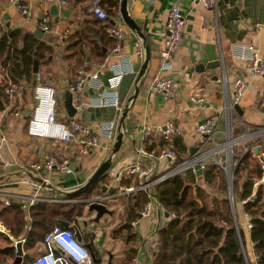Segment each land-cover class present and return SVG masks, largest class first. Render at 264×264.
I'll return each mask as SVG.
<instances>
[{
	"label": "crops",
	"instance_id": "crops-1",
	"mask_svg": "<svg viewBox=\"0 0 264 264\" xmlns=\"http://www.w3.org/2000/svg\"><path fill=\"white\" fill-rule=\"evenodd\" d=\"M65 1L67 5L61 6L47 0H0V35L3 31L18 29L22 34H34L52 47V53L44 62L38 64V71L32 81L21 80L19 84H13L15 92L12 98H8L3 103L4 105L0 106V136L4 138L0 146V191L27 195L31 191L20 183V178L24 176L29 163L41 161L44 156L68 157L73 168L72 173L57 170L32 173L52 186V189L42 187L41 196L58 200L40 202L84 204L81 215L69 221L62 217L57 219L68 221L67 229L75 232L76 227L81 235L80 241L84 245L89 243L93 246L97 255L96 264H129L132 260L137 261L138 264H151L157 241L156 227L166 219L168 212L157 199L153 201L151 215L142 217L140 211L149 199L148 194L146 193L144 201L142 190L125 192V188L138 185L139 178L137 175H123L116 180V174L127 166L139 162L142 167L150 170L148 178L151 179L165 172L169 166V158L163 155V149H173L176 160H178V153L182 154L183 159L191 154L190 149L193 147H197L198 150L203 137L196 131L197 124L222 107L231 94L232 80L237 76L244 78L248 84L244 94V103L238 104L239 109H234L232 115L236 123L235 132L240 134L248 130L254 134L251 137L252 140L243 145L248 148L249 154L245 165L241 166L240 179L238 180L234 175L230 189L233 202L234 181L237 182V189L240 190L244 178L252 179L255 183L252 195L256 192L257 186L264 184V181L256 175L259 160L264 159V138L257 132V129L264 126V106L258 102V96L264 88V76L254 75L248 58L241 57L236 53L238 48H235L236 45L253 44L259 54H264V0H216L213 8H206L201 3H194L192 0H127L128 14L138 25L143 37L123 20L120 0H118L114 15H109L104 20L99 18L101 22L93 23L94 25L89 21L93 18L87 10L90 0L76 6ZM174 3L180 7L186 24L180 43L171 59V69L162 71V74L173 78L177 92L175 98L166 100L160 94L150 91L149 77L152 73L160 71L162 33L165 31L168 10ZM18 4L28 5L30 14L28 16L22 14L17 7ZM52 5L56 6V14L50 11ZM45 10L50 14L52 29L50 32H43L40 28L41 14ZM64 10L68 11L66 15L63 14ZM118 11L121 15L117 17ZM93 17L96 16L93 15ZM106 22L111 25H120L123 29L118 54L110 51L112 44L116 42V39L112 37L106 40V45L102 47V51L106 53L103 57L92 52L87 58L80 56L79 61L78 53L74 54L72 51L71 55V51L66 50L72 33L81 31L83 28L86 34L96 39L95 29H98L100 34V28ZM37 30L41 31L40 36L36 34ZM65 32L68 34L63 44L62 40L65 37L62 35ZM138 40H141L144 49L145 46L148 47L150 57L142 77L139 81L134 78L126 90L123 108L128 104V110L124 118V126L120 124L118 130L124 133L118 151L112 154L116 136L113 140L101 137L98 145L92 147L89 153L79 155L75 146L71 148L67 143L27 133L26 115L33 110L36 104L34 86L37 83L47 81L55 88L58 118L65 121L68 118L64 106L67 87L75 80L81 59L89 61L91 65L89 70L96 67L93 64H101L104 60L105 64L98 68V75L103 81L109 75L108 66L118 60L129 64L132 73L137 75L143 63L133 55L134 42ZM82 41L86 42L87 38L83 37ZM21 43L17 41L16 45L20 46ZM87 51L85 47V52ZM105 57H108L106 61ZM215 60L221 63L216 64L213 62ZM206 64L212 65L206 68L203 66ZM196 66L199 69H196ZM0 68H2L1 62ZM224 76L228 82L227 86L220 83ZM83 91L85 96L92 93L89 87H85ZM132 96L134 98L129 101L128 98ZM191 96L201 97L202 101L194 102L190 99ZM17 109L21 113L19 117L11 114V111ZM169 120L181 128L180 136L171 141L157 134L149 138L144 137L143 128L146 125H163ZM223 122L222 119L219 124L220 128L223 127ZM215 139L217 142L221 141L222 135L217 132ZM161 140L166 141L162 146L160 145ZM255 147H257L256 152H254ZM140 148L145 149L148 155L140 153ZM237 150L241 152V147ZM110 156L112 157L110 167L93 187L84 193L65 195V192L73 191L84 185L99 165ZM222 171L225 176L226 189H229L225 172ZM188 174L199 177L195 171L188 172L182 177H187ZM201 183L205 189L213 188V191L206 189L209 193L220 197L219 189L208 186L204 181ZM111 187L113 189L110 191ZM92 197H97L109 211L104 213L97 222L94 221L96 211L89 210V202L85 201ZM235 200L236 205L233 203V208L229 203L231 214L235 226L241 230L246 229V235L250 240L252 260L249 261L247 258L244 238L243 242L240 240L242 252L247 264H258L253 242L250 239V228H248V224L251 223L250 217L243 210L245 202L243 203V199H239L237 195ZM12 204L19 205L18 203ZM0 206H3L1 199ZM29 209H22L28 221L27 229L30 224ZM56 222L61 227L58 220ZM0 233L10 235L7 229ZM241 233L243 235V231ZM23 242L21 241V245ZM4 245L6 244L0 240V246ZM42 248V242L39 240L28 253L34 257L41 252Z\"/></svg>",
	"mask_w": 264,
	"mask_h": 264
},
{
	"label": "built area",
	"instance_id": "built-area-1",
	"mask_svg": "<svg viewBox=\"0 0 264 264\" xmlns=\"http://www.w3.org/2000/svg\"><path fill=\"white\" fill-rule=\"evenodd\" d=\"M49 2L58 3L61 6L67 5L65 0H47ZM194 3H201L206 8H213L216 5V0H192ZM19 11L28 16L30 9L26 4L17 5ZM88 12L96 17L104 20L108 15L99 0H91L87 8ZM120 11L116 16H120ZM186 19L182 14L177 3L171 5L166 16L165 31L162 33L163 41L160 49L161 68L160 71L154 72L149 77V89L153 93L160 94L164 99L170 100L176 97L175 82L171 76L162 74L163 70L171 69V59L174 56L177 47L182 38ZM40 28L43 32L52 31L50 26V14L45 10L41 14ZM105 32L109 37L116 39L115 44L111 48V53L118 54L120 51V41L123 37V29L120 25L113 24L105 27ZM65 32L62 36L65 37L62 43L66 42ZM238 53L241 57H246L250 63V69L256 76H264V54H259L255 50L253 44L236 45ZM133 55L142 62L145 58V49L138 40L134 42ZM108 57H105V61ZM105 64L104 60L101 64H93L94 69H88L91 65L89 61L82 58V62L77 70L75 80L68 84L67 91L71 94V104L75 109V114L69 116L63 121L58 118L57 99L55 88L50 84L37 83L34 86V99L36 104L33 108V113L27 125V133L29 135L54 139L76 147L79 155H86L92 147L98 145V140L101 137L114 139L120 129L119 117L123 109L124 103L120 100L119 84L122 77L132 70L120 60L110 64L109 75L103 81L98 75V68ZM8 82V87L5 88V93L8 98H12L15 92L13 84L8 80V74L5 68H0V84ZM220 83L227 86L228 82L224 76ZM247 81L241 77H234L232 80L231 94H229L222 107L216 112L211 113L204 121L197 124L196 131L202 135L203 139L198 147L197 152L189 154L181 161L176 160L175 152L171 148L163 149V155L169 158V166L167 170L160 175L149 179V171L142 167L141 163L136 162L133 165L127 166L116 174V180L123 175H137L139 183L136 186L125 188V192L146 191L149 199L144 204L140 211L142 217H148L152 213L153 201L157 198L152 193V189L162 181L171 178L175 175L183 176L188 172L195 171L194 165L199 164L202 170L209 164H215L224 170L227 182L231 189L235 175V169L241 156L248 150L243 146L248 142L254 133L244 131L236 134V123L232 118L235 105L244 103V94L247 87ZM89 87L92 93L88 96L84 94V88ZM192 101L200 103L201 97L191 96ZM258 102L264 106V88L258 96ZM96 107H113L114 115L111 119H101L95 121H87L82 119V114L89 108ZM11 114L15 117L20 116V111L13 110ZM223 119V127L220 128V121ZM219 132L222 135L221 141H216L215 134ZM257 132L264 138V126L257 129ZM144 137L149 138L151 135H160L163 139L171 141L173 138L182 134L181 128L172 121H166L163 125H146L143 128ZM263 140V139H260ZM4 141L3 136H0V146ZM241 147V152L237 150ZM139 152L148 155L143 148ZM259 168L262 171L261 181L264 179V159L259 160ZM57 170L64 173H72L73 168L68 157L44 156L41 161H34L27 165V171L20 178V183L30 189L27 195L10 194L0 191V199L4 206H10L12 203H18L23 210H28L33 204L40 201L55 202L54 198H43L40 190L43 187L39 182L28 176V172L52 171ZM229 190V199L231 200ZM107 197V196H106ZM101 199V197H99ZM105 198V197H102ZM254 195H250L242 200V202L253 201ZM251 228V223L248 224ZM6 229L0 223V232H5ZM25 238L20 239L24 241ZM43 248L38 252L28 264H94L89 250L86 246L77 239L75 232L71 229L61 228L58 224L53 226L43 234L41 239ZM16 243V241L14 242ZM57 248L60 249L58 254H55ZM129 264H138L132 260Z\"/></svg>",
	"mask_w": 264,
	"mask_h": 264
},
{
	"label": "trees",
	"instance_id": "trees-1",
	"mask_svg": "<svg viewBox=\"0 0 264 264\" xmlns=\"http://www.w3.org/2000/svg\"><path fill=\"white\" fill-rule=\"evenodd\" d=\"M67 1L70 5L76 6L86 0ZM99 1L108 16L115 14L118 0ZM91 18L93 19L89 21L92 25L101 22L93 15ZM108 25L111 24L106 22L101 26L100 34L99 30L95 29L96 39L86 34L83 28L81 31L72 33L66 50L71 51V55L72 51L74 54L78 53L79 61L80 56L87 58L92 52L102 57L105 56L106 53L102 51V47L106 45V40L110 39L105 32V27ZM83 37L87 38L86 42L82 41ZM17 41L22 42L20 46L16 45ZM85 47L88 49L87 52H85ZM51 53L52 47L32 33L22 34L18 29H9L0 35V62L7 71L8 80L14 85L19 84L21 80L32 81L36 76L32 72L33 60L36 58L39 64L44 62ZM43 83L47 84L46 81ZM7 87V80L0 84V106L8 100L5 93ZM32 113L33 110L26 115L27 125ZM164 142L161 140L160 145H164ZM178 152L183 153L184 151ZM248 152L243 154L235 169V178L238 180L241 166L245 165ZM181 156L182 154L178 153L177 161L182 160ZM256 175L259 178L262 176L259 167H257ZM202 181L210 187L219 189L220 197L212 195L203 188ZM254 184L252 179L244 178L238 190L237 182L234 181V205H236V195L239 199L252 195ZM263 189L264 184L257 186L254 200L243 204L244 212L250 217V239L253 242L258 264H264ZM152 193L168 215L156 227L157 241L151 264H247L240 243V240L243 242V235L241 229L235 226L226 194L225 176L219 166L207 165L200 177L194 174H188L187 177L175 175L154 186ZM141 194L145 201L146 191ZM83 205V203L37 202L29 209L28 229V221L19 205L0 206V221L10 233V237L0 233V240L6 244L0 246V264H8L9 260H14L16 256L14 241L22 237H25L21 245L22 251L24 250L22 264H28L33 258L28 251L42 239L45 232L57 225L56 221L59 220L57 218L72 220L75 216L81 215ZM204 221L211 223L207 222L202 225ZM95 256L97 258L96 254Z\"/></svg>",
	"mask_w": 264,
	"mask_h": 264
},
{
	"label": "water",
	"instance_id": "water-1",
	"mask_svg": "<svg viewBox=\"0 0 264 264\" xmlns=\"http://www.w3.org/2000/svg\"><path fill=\"white\" fill-rule=\"evenodd\" d=\"M52 14H56V6L52 5L51 9H50ZM120 11L123 17V20L125 21V23L133 30H135L141 37H143L142 32L140 31L138 25L136 24V22L134 21V19H132V17L128 14L127 11V0H120ZM67 10L63 11V14H67ZM36 34L38 36L41 35V31L37 30ZM145 58L143 60L142 66L140 68V71L138 72V74L136 75L135 73H128L126 75H124L120 81L119 84V95H120V100L123 101L124 97H125V93L126 90L128 88V86L130 85V83L132 82V80L135 78L137 81H139V79L142 77V75L144 74L146 67H147V63L149 60V50L148 47L145 46ZM213 62H216V64H220L221 62L219 60H215ZM212 63V62H210ZM210 65L212 64H206L203 65L206 68H209ZM196 69H199L198 66H196ZM202 70V69H201ZM38 71V62L37 59L35 58L33 60V65H32V72L34 74H36ZM134 97H130L128 98V100L132 101ZM64 106L67 110V114L69 116H73L75 114V109L71 104V94L67 91L66 95H65V99H64ZM127 107L128 104H126V106L123 108V110L121 111L120 117H119V122L121 124V126L123 127L124 124V118L127 114ZM235 109H239V107L237 105H235ZM114 115V108L113 107H96V108H89L88 110H86L83 114H82V119L83 120H87V121H95V120H101V119H111ZM123 131H119L116 135L114 144H113V148H112V154L115 153L116 151H118L120 144L122 142V138H123ZM257 147H255L254 152H256ZM197 151V147H193V149H190V153L193 154ZM111 156L108 157L105 161H103L99 167L93 172V174L89 177V179L87 180V182L74 189L73 191H68L65 192L66 195H76L79 193H84L85 191L89 190L91 187H93L94 184H96V182L101 179L105 174L106 171L108 170V168L111 165ZM194 170L196 172V175H198L199 177L202 175L203 171L200 168L199 164H195L194 165ZM29 177H31L33 180L39 182L43 187H47L52 189V186L49 183H46V181L44 179H42L39 176H35L33 175L31 172L27 173ZM1 180V177H0ZM264 181V179H263ZM113 188L111 187L110 191ZM231 195V200H232V194ZM85 201L89 202L88 205V209L89 210H95L96 214L94 217V221L97 222L99 220V218L104 214V213H108L109 211L106 208V205L104 203H102L101 201L98 200L97 197H92V199H85ZM233 202V201H232ZM233 208V206H232ZM166 215H168V213H166ZM208 221H204L202 223V225L206 224ZM58 223L63 227V228H68L69 227V222L65 221V220H58ZM209 224L211 223L210 221L208 222ZM8 234H10L8 232ZM75 236L77 237L78 240H81V235L78 231V229L75 227ZM86 248L89 250L90 255L92 257L93 262L96 264L97 263V258L95 256V252L93 250V246L91 244H85ZM15 247H16V256L14 258V260L12 261L11 264H21L22 263V258H23V253H22V249H21V241L17 240L15 243ZM57 251L60 252V249L57 248Z\"/></svg>",
	"mask_w": 264,
	"mask_h": 264
},
{
	"label": "rangeland",
	"instance_id": "rangeland-1",
	"mask_svg": "<svg viewBox=\"0 0 264 264\" xmlns=\"http://www.w3.org/2000/svg\"><path fill=\"white\" fill-rule=\"evenodd\" d=\"M46 83L48 84L47 81H46ZM228 187H229V185H228ZM206 189H208L209 191H213V188H206ZM229 190H230V187H229V189L228 188L226 189L227 198H228ZM229 201H230V199H229ZM229 203L232 207L234 202L230 201ZM241 231H243L244 247L246 249V255H247V258L249 259V261H251L252 260V251H251V246H250V240H249L248 236L246 235V229L243 228ZM22 261H23V258H22ZM11 262H12V260H9L8 263H11Z\"/></svg>",
	"mask_w": 264,
	"mask_h": 264
}]
</instances>
